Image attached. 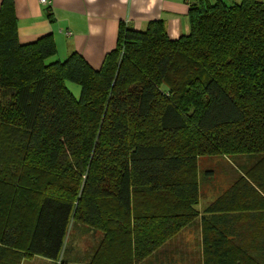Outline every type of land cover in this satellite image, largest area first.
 <instances>
[{"label":"trees","instance_id":"16d2710c","mask_svg":"<svg viewBox=\"0 0 264 264\" xmlns=\"http://www.w3.org/2000/svg\"><path fill=\"white\" fill-rule=\"evenodd\" d=\"M196 1L178 39L161 19L120 23L94 69L55 59L51 34L20 43L1 0L0 264H64L78 226L101 235L84 264H144L197 218L200 264H264V1ZM215 155L254 161L198 208Z\"/></svg>","mask_w":264,"mask_h":264},{"label":"crops","instance_id":"0c3cea01","mask_svg":"<svg viewBox=\"0 0 264 264\" xmlns=\"http://www.w3.org/2000/svg\"><path fill=\"white\" fill-rule=\"evenodd\" d=\"M216 1L207 0L210 3ZM221 1L233 4L241 0ZM13 3L20 43L51 34L56 46L55 59L63 60L77 52L94 69H99L106 56L115 49L120 23L144 30L150 21L161 19L170 39H178L189 32V3L186 0H50L49 4L39 0H13ZM47 7H50L51 19ZM79 228L82 239H65L66 248L61 252L64 264H84L100 241L99 233L82 226L74 229ZM42 258L32 256L29 262L46 264ZM47 260L48 264H59L60 259Z\"/></svg>","mask_w":264,"mask_h":264},{"label":"rangeland","instance_id":"374dc122","mask_svg":"<svg viewBox=\"0 0 264 264\" xmlns=\"http://www.w3.org/2000/svg\"><path fill=\"white\" fill-rule=\"evenodd\" d=\"M66 86L76 98L80 96V86L78 84L67 81ZM253 161L254 157L252 155H215L199 158V173L201 174L203 171H207L209 175L200 181L201 194L198 208L214 200L235 182L238 183L237 179L240 176L238 170L248 167ZM248 218H250V216L246 217L247 220ZM246 219H243V222H241L242 231L245 233L244 239H250L251 235L248 233L250 230V228H248L250 223ZM199 223V218L195 219L188 227L179 231L175 236L159 247L153 255L144 259L143 263L166 264L169 259L171 262L170 264H200L202 260V232ZM80 229L81 228L74 229V231L72 230L70 232V236L68 237L69 241L70 239H82L80 234L83 233H81ZM86 233L88 234V232ZM86 233L84 231V234ZM95 235L93 234V236ZM80 246L78 245V247ZM30 258H32V256H28L24 264H30ZM42 259L46 264L49 263L47 259ZM40 264L43 263L40 262Z\"/></svg>","mask_w":264,"mask_h":264},{"label":"built area","instance_id":"2783aa9c","mask_svg":"<svg viewBox=\"0 0 264 264\" xmlns=\"http://www.w3.org/2000/svg\"><path fill=\"white\" fill-rule=\"evenodd\" d=\"M40 3H43V4H49L50 3V0H39ZM191 0H186L187 3H189Z\"/></svg>","mask_w":264,"mask_h":264}]
</instances>
